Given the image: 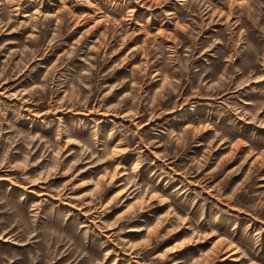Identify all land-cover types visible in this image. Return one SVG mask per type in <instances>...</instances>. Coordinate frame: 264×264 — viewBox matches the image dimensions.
<instances>
[{
    "label": "rangeland",
    "instance_id": "374dc122",
    "mask_svg": "<svg viewBox=\"0 0 264 264\" xmlns=\"http://www.w3.org/2000/svg\"><path fill=\"white\" fill-rule=\"evenodd\" d=\"M0 264H264V0H0Z\"/></svg>",
    "mask_w": 264,
    "mask_h": 264
}]
</instances>
